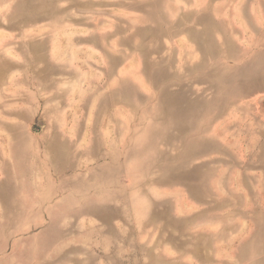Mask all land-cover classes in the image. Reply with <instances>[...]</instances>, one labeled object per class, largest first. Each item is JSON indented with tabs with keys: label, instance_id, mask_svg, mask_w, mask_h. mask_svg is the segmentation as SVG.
Wrapping results in <instances>:
<instances>
[{
	"label": "rangeland",
	"instance_id": "obj_1",
	"mask_svg": "<svg viewBox=\"0 0 264 264\" xmlns=\"http://www.w3.org/2000/svg\"><path fill=\"white\" fill-rule=\"evenodd\" d=\"M0 264H264V0H0Z\"/></svg>",
	"mask_w": 264,
	"mask_h": 264
},
{
	"label": "crops",
	"instance_id": "obj_2",
	"mask_svg": "<svg viewBox=\"0 0 264 264\" xmlns=\"http://www.w3.org/2000/svg\"><path fill=\"white\" fill-rule=\"evenodd\" d=\"M154 7H155V5H154ZM131 8H132V7H131V5H130V6L128 7V9L131 10ZM141 8H142V4L140 5V9H141ZM172 18H174V16H172V17H167L166 19L169 20V19H172ZM200 21H206V19L201 18Z\"/></svg>",
	"mask_w": 264,
	"mask_h": 264
}]
</instances>
